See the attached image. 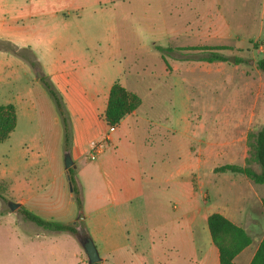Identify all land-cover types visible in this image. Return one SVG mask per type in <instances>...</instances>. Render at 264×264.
I'll list each match as a JSON object with an SVG mask.
<instances>
[{"label": "rangeland", "instance_id": "1", "mask_svg": "<svg viewBox=\"0 0 264 264\" xmlns=\"http://www.w3.org/2000/svg\"><path fill=\"white\" fill-rule=\"evenodd\" d=\"M262 40L264 0H0V105L10 103L16 110V127L0 143V216L11 213L14 225L37 230L18 209L7 206L20 193L8 194L4 180L15 189L23 181L49 185L48 174L65 168V125L43 79L63 108L69 148L72 119L53 81L55 72H67L85 98L92 99L93 108H104L109 86L119 82L137 94L141 104L133 119L116 132L97 112L99 131L108 134L109 141L92 142L103 143V151L95 155L88 146L79 160L81 181L91 195L85 212L96 219L109 211L96 196L104 195L108 179L115 178L122 166L135 164L141 173L136 184L156 186L158 195L161 190L171 196L180 190L177 183L187 182V227L179 205L170 203L172 215L181 217L177 219L182 228L181 235L172 234L164 241L169 264H202L203 259L211 264L216 249L204 217L216 207L212 200L216 187H235L223 193L230 198L224 207L242 212L245 204L264 225V183L213 172L226 163L258 169L249 152L250 136L260 128L229 126L241 108H259L256 91L263 87L264 75L254 63L262 47L253 44ZM156 46L173 49L172 57L165 56L166 64ZM194 46H223L221 53L227 60L207 63L196 59L197 51L181 49ZM230 57L234 62L228 61ZM237 57L250 62L236 64ZM116 137L122 142L118 157H107L108 150L115 149ZM232 142L237 146H230ZM70 170L74 172L73 167ZM63 179L64 206L70 209L66 218H75L77 225L83 222L82 211L71 198L67 174ZM136 213L148 220V203L139 202ZM139 230L142 234L134 243L140 250L147 249V229L139 225ZM81 234L78 229L76 237ZM154 247L149 264L160 255V246ZM78 249L87 264L79 242Z\"/></svg>", "mask_w": 264, "mask_h": 264}, {"label": "crops", "instance_id": "2", "mask_svg": "<svg viewBox=\"0 0 264 264\" xmlns=\"http://www.w3.org/2000/svg\"><path fill=\"white\" fill-rule=\"evenodd\" d=\"M67 75L69 74L63 70L57 71L53 75V81L66 100L67 110L72 119L71 148L69 151L63 149V154L69 152L74 165V179L82 198L81 208L78 207L73 193L70 194L77 205L78 212L82 211L79 213H82L83 222L75 225L73 224L75 218H66L70 212V209L64 206L65 185L63 178L69 172L66 168L58 169L56 174L49 173V185L47 181L42 184L23 181L20 188L15 189L9 181L4 180L6 191L10 195L14 191L20 193V198H15V201H12L19 204L17 209L23 207L43 219L70 224L75 226L77 230L85 229L86 233L83 232V234L93 241L100 257V264H149L148 258L153 257V250L156 245L160 246L161 251L160 255L155 258V264H169L171 258L167 254L170 252L165 247L164 241L172 234L181 235L179 230L182 228L178 224L177 217L179 216L174 217L172 215L170 203L174 201L176 205H179L178 213L181 217L184 215L185 226L187 227L189 201L187 182L177 183L180 190L176 189L177 192L171 196L163 194L161 190H159L161 194L158 195L156 186L143 188L136 184L141 179V173L134 169L133 165L135 164H130L128 167L121 165L122 167L118 170L116 177L111 180L108 179L102 191L104 195L102 196L101 193L96 196L97 201L101 200L107 204L109 211H102L100 217L97 216L96 219L85 212L84 209L91 200V195L86 188L84 189L81 181L79 160L83 156V150L86 152L88 144L104 138L105 134L99 131L97 112H101L100 114L103 115L105 107L93 108L92 99H86L87 96H84L75 83L66 77ZM256 99L259 108H241L235 118H232L233 122L230 123L229 127L232 129H250L264 126V84L262 88L258 86ZM80 104H84L85 107L74 108V105ZM135 115L136 111L126 115L115 127L114 132L123 123L126 125ZM112 139L113 137L110 136V142ZM127 142L132 144L130 139ZM121 144V139L117 138L115 149L108 150L107 157H118ZM230 146L235 147L237 145L232 142ZM104 153L101 155L105 156ZM87 159L88 162H91V159L88 157ZM125 176L128 179H125ZM149 181H153L151 176ZM235 189V187L230 186H218L213 192L211 191L214 195L212 200L216 207L213 205L210 212L204 217V225L206 226L207 216L217 212L232 223L244 228L252 240L234 258V264H249L264 235V225L263 222H259L258 216L254 215L244 203L243 207L240 208L242 212H232L224 207L225 203L230 202V198L223 193ZM258 197L260 196L257 195ZM139 202L148 203V220L146 217L141 219L137 216L136 210ZM181 217L179 218L181 219ZM31 223L37 227V230L30 225L23 227L14 225L11 213L0 216V264H86L80 256L76 235L69 232L48 231L33 222ZM139 225L146 227L145 233L148 234V241L150 242V247L143 250L138 249L134 243L138 234H142L140 230L138 231ZM202 261V264H205L204 259ZM211 264H218L217 249L213 252Z\"/></svg>", "mask_w": 264, "mask_h": 264}, {"label": "trees", "instance_id": "3", "mask_svg": "<svg viewBox=\"0 0 264 264\" xmlns=\"http://www.w3.org/2000/svg\"><path fill=\"white\" fill-rule=\"evenodd\" d=\"M255 47H262V55L255 61V67L264 74V40L260 44H253ZM162 52L161 59L166 64V55H171L172 48H162L160 46L155 47ZM186 51H197L199 57L196 58L199 61L207 63L212 62H224L226 57L221 53V50L226 49L223 46H194L181 48ZM191 60V58H187ZM250 60L245 58H235V63L248 64ZM43 83L48 89L49 93L54 98L56 105L62 116L63 124L65 125V139L64 150L69 151L70 146V134L67 132L68 126L64 115L63 108L57 98V94L49 84V82L43 79ZM141 104L139 96L131 91H128L119 82L113 83L108 91L107 101L103 112V121L107 127H116L120 121L129 114H132ZM16 127V110L13 104L0 105V143L8 139L10 133ZM70 130V129H69ZM250 152L249 156L252 162L257 165L258 169L255 170L248 164L239 165L233 163H226L213 168L214 173H230L239 174L255 184L264 183V126H262L253 136H250ZM72 182V193L75 197L76 203L79 208L82 206V198L79 190L76 186L74 179V173L69 170ZM264 207V200L262 201ZM18 213L23 218L29 220L36 225L46 229L48 231L56 232H69L73 235L78 234V230L75 226L70 224H63L60 222L46 220L40 216L28 211L27 209L20 207ZM206 226L209 237L212 244L215 246L218 252V264H234V258L251 243V236L246 230L224 217L222 214L213 212L206 218ZM86 233V230H83ZM92 264H100L99 262ZM249 264H264V235L260 240L258 247Z\"/></svg>", "mask_w": 264, "mask_h": 264}, {"label": "water", "instance_id": "4", "mask_svg": "<svg viewBox=\"0 0 264 264\" xmlns=\"http://www.w3.org/2000/svg\"><path fill=\"white\" fill-rule=\"evenodd\" d=\"M228 61L234 62V57L228 58ZM64 156H65V158H64L65 159V168L67 170H70L71 167H74L72 159L70 157V153L66 152ZM67 179L69 181L68 182L69 190H70V192H72L71 175L69 172L67 173ZM7 205L11 211H14L19 207L18 203L11 202V201H9L7 203ZM81 218H82V215H81ZM77 240H78L80 246L82 247L83 252L85 253V255L87 257V263L88 264H92V263H96V262L100 261V257L98 255L97 249H96V247H95V245H94V243L90 237H88L85 234H81V235H79V237H77Z\"/></svg>", "mask_w": 264, "mask_h": 264}, {"label": "built area", "instance_id": "5", "mask_svg": "<svg viewBox=\"0 0 264 264\" xmlns=\"http://www.w3.org/2000/svg\"><path fill=\"white\" fill-rule=\"evenodd\" d=\"M113 128H114V127H110L109 130L112 131ZM102 140L109 141V136H108V134H105V135H104V138H103ZM103 149H104V147H103V143L98 142L97 144H95V143H92V142H91V143L89 144V150H88V151H90L91 153H93V154L96 155V154L101 153V152L103 151ZM89 159H91V158H89Z\"/></svg>", "mask_w": 264, "mask_h": 264}]
</instances>
